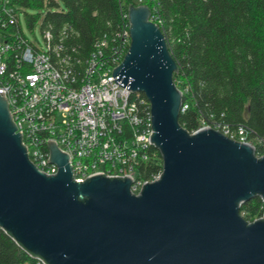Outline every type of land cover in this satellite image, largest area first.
Instances as JSON below:
<instances>
[{
    "label": "water",
    "instance_id": "water-1",
    "mask_svg": "<svg viewBox=\"0 0 264 264\" xmlns=\"http://www.w3.org/2000/svg\"><path fill=\"white\" fill-rule=\"evenodd\" d=\"M131 45L116 82L146 95L160 150L159 179L132 192L133 178L76 180L70 154L49 140L47 174L32 162L0 93V228L43 264H264V216L241 206L264 200V155L206 126L180 124L178 65L147 4L128 11Z\"/></svg>",
    "mask_w": 264,
    "mask_h": 264
},
{
    "label": "trees",
    "instance_id": "trees-1",
    "mask_svg": "<svg viewBox=\"0 0 264 264\" xmlns=\"http://www.w3.org/2000/svg\"><path fill=\"white\" fill-rule=\"evenodd\" d=\"M170 52L178 65L174 79L183 92L180 124L189 132L202 123L264 137V0H155ZM21 27L24 13L30 29L41 22L44 36L52 34V59L81 79L97 45H110L129 23L130 4L137 0H10ZM153 2H147L151 8ZM3 17H7L6 15ZM16 17V16H15ZM0 26H2L0 24ZM64 59V60H63ZM141 114L149 116L145 94L136 93ZM147 159L137 166L139 178L162 172L159 149L150 145ZM262 151L259 146L257 153ZM242 216L253 221L264 214V200L256 196L241 206ZM0 264H43L0 228Z\"/></svg>",
    "mask_w": 264,
    "mask_h": 264
},
{
    "label": "built area",
    "instance_id": "built-area-1",
    "mask_svg": "<svg viewBox=\"0 0 264 264\" xmlns=\"http://www.w3.org/2000/svg\"><path fill=\"white\" fill-rule=\"evenodd\" d=\"M9 1L0 0V93L7 97L17 132L23 133L32 162L47 174L57 173L58 166L49 161V140H55L70 154L76 180L84 181L97 173L128 175L134 180L132 192L139 194L146 182L159 179L161 173L148 180L139 178L136 171L147 159L146 149L151 145V114H141L139 102L134 99V94L140 92L132 93L113 75L130 48V24L119 31L115 45L107 39L98 43L83 77L77 79L71 69L53 61L49 31L44 34L42 46L30 41L22 27L8 30L9 24L19 23ZM137 1L153 2L152 20L159 18L155 0ZM206 126L211 125L202 123L198 129ZM223 133L252 144L256 152L261 146L257 155H264V137L250 139L242 126Z\"/></svg>",
    "mask_w": 264,
    "mask_h": 264
},
{
    "label": "rangeland",
    "instance_id": "rangeland-1",
    "mask_svg": "<svg viewBox=\"0 0 264 264\" xmlns=\"http://www.w3.org/2000/svg\"><path fill=\"white\" fill-rule=\"evenodd\" d=\"M19 17H20L21 27L25 36L33 43H37L39 45L45 46L44 36L40 28L41 22L36 23L34 28L30 29L25 21L23 12L19 13Z\"/></svg>",
    "mask_w": 264,
    "mask_h": 264
}]
</instances>
